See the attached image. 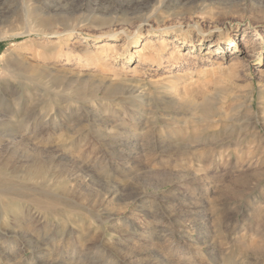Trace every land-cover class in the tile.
I'll return each instance as SVG.
<instances>
[{
  "label": "rangeland",
  "instance_id": "obj_1",
  "mask_svg": "<svg viewBox=\"0 0 264 264\" xmlns=\"http://www.w3.org/2000/svg\"><path fill=\"white\" fill-rule=\"evenodd\" d=\"M0 33V264H264V0H0Z\"/></svg>",
  "mask_w": 264,
  "mask_h": 264
},
{
  "label": "bare ground",
  "instance_id": "obj_2",
  "mask_svg": "<svg viewBox=\"0 0 264 264\" xmlns=\"http://www.w3.org/2000/svg\"><path fill=\"white\" fill-rule=\"evenodd\" d=\"M51 21H50V19H47V18H45V17H41L40 19H39V23H41L42 25H44V26H50V23ZM65 27H67L66 25H65ZM1 34V33H0Z\"/></svg>",
  "mask_w": 264,
  "mask_h": 264
}]
</instances>
